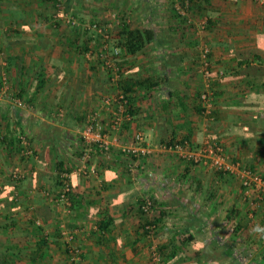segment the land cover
<instances>
[{
	"label": "crops",
	"instance_id": "obj_1",
	"mask_svg": "<svg viewBox=\"0 0 264 264\" xmlns=\"http://www.w3.org/2000/svg\"><path fill=\"white\" fill-rule=\"evenodd\" d=\"M205 1L193 7L192 18L183 19L175 0H112L109 9L102 2L101 10L121 9L133 27H152L158 37L143 53L124 51L118 57L121 82L110 78L97 45L84 52L73 25L52 23L50 2L0 0V88L7 77L9 93L26 106L0 101L21 111L22 117L10 121L26 127L35 150L20 156L12 144L0 143V264H154L153 241L142 230L139 209L147 196L155 198L157 214L163 213L156 241L168 253L165 264H219L205 254L194 256L211 247L213 221L216 231L250 253L233 264H264L262 216L239 214L238 234L226 219L234 205L242 209L240 184L219 181L211 167L192 164L162 144L187 136L199 148L215 137L231 156L256 157L252 161L264 172V87L254 83L257 76L264 83V67L252 61V55H264V0ZM203 13L212 20L202 34ZM201 38L213 45L216 68L223 63L211 117L198 110L204 86L197 69ZM249 59L251 64L244 63ZM122 94L130 100L132 118L116 125ZM91 113L104 124L112 150L97 151L91 162L95 171L85 176L75 170ZM2 123L5 128L6 120ZM139 131L152 153L131 157L122 149ZM12 166L22 169V179L12 175ZM66 169L74 172L70 210L57 199ZM205 220L211 227L204 230ZM180 229L189 231L181 235ZM191 233L196 239L187 245H172ZM68 246L80 249L81 260L71 257Z\"/></svg>",
	"mask_w": 264,
	"mask_h": 264
},
{
	"label": "built area",
	"instance_id": "obj_2",
	"mask_svg": "<svg viewBox=\"0 0 264 264\" xmlns=\"http://www.w3.org/2000/svg\"><path fill=\"white\" fill-rule=\"evenodd\" d=\"M181 1V0H180ZM185 3H182L177 6V10L179 14L183 16L188 15L187 8L190 6V0L184 1ZM57 10L59 11L54 15L55 21H65L68 24L71 25H83L85 28H89L92 31H94L96 34L99 35L101 41H102V59L104 60L105 65L107 68L111 69V78L113 81H118L120 78V69L117 66L114 56L123 54V47L118 45V43L115 42L116 36L112 34L111 26L112 23H102V22H87V23H80L77 19H74L72 16L66 12V9L64 6L59 3L57 6ZM120 10H113L110 11L109 20H115L117 21V27H121L125 22H130L129 18H124L123 14H120ZM120 14V15H119ZM112 22V21H111ZM207 25V19L205 18L201 22V28L200 31L204 33L206 30ZM210 55V47L206 43L201 50L200 54V63L202 65L201 72L204 76V84L205 88L203 92L201 93V100L204 103L205 111L204 114L207 117H211L214 110H215V87H214V75L215 70L212 65L211 57ZM9 79L7 77L3 78V86L0 88V99L3 98L2 96L5 93L10 92L9 87ZM119 108L115 113V123L116 125L122 124L125 120H130L132 118V114L129 111V102L125 95H120L119 97ZM15 106L17 107H25L26 102L22 98L11 96V99ZM109 101H112V99H109ZM83 140H84V148L82 149V154L80 156L79 165L76 168V173L79 175H85L88 176L90 172H94L95 169L93 168L91 162L94 154L97 151H103V152H111L112 150V144L108 139L105 126L101 122L99 116L97 113H91L87 116L85 128L83 130ZM18 139L20 142V154L21 156H31L34 154V149L32 147V142L30 139L29 134L22 133L19 131L18 133ZM146 136L143 131H139L135 134L132 142L129 145L123 146V152L131 157L139 158L141 154H150L152 153L151 148L146 143ZM163 148L175 151L180 154L181 157H183L186 160H194L195 162H198L200 164L211 166L212 168L216 169H223V170H231L235 172H239L244 176V185H246L249 189H252L250 186L252 183L257 184V188H255L258 198L260 199L256 206H259V204H262L264 202V178L262 177H256L252 174L249 170H244L241 168L240 164H234L229 159V156H227L223 144L219 143L216 139L209 138L204 141L202 146H200L198 149H192L190 146L189 141H185L184 143L176 142L171 145L163 144ZM74 172L70 170H63L61 172V190L59 191V194L57 195V199L59 202L63 203V205L66 207V209H69L73 205V200L75 196L72 177ZM12 175L16 179H22L24 177V173L22 172L20 167L14 168L12 171ZM262 202V203H261ZM156 200L155 198L151 196H147L144 198L143 203H141L140 209L141 213L144 215L145 219L146 217L152 221V215L154 214V208L156 207ZM253 216L254 214L251 213ZM144 223L145 226L143 228V231L147 232V237L153 241L151 244V258L152 261L155 262V264H164L163 263V257L162 252L159 249V243L156 241L157 236V225L153 222ZM68 251L71 255V257L75 261H79L82 258V253L78 247H71L68 246Z\"/></svg>",
	"mask_w": 264,
	"mask_h": 264
},
{
	"label": "trees",
	"instance_id": "obj_3",
	"mask_svg": "<svg viewBox=\"0 0 264 264\" xmlns=\"http://www.w3.org/2000/svg\"><path fill=\"white\" fill-rule=\"evenodd\" d=\"M46 1L52 2V4L56 7L58 6L59 3H61L64 6V8L66 9V12H68V14L70 16H72L74 19H77L78 22H80V23H87V22L94 23L97 21L103 23L102 20H104V18H100V14L105 13L106 9H109L111 5H112L111 6L112 8L114 6V4H112V0H99L98 2H100V3H97V0H46ZM184 1H186V0H181L182 3H185ZM209 1L210 0H206L205 2L208 3ZM102 2L107 3L106 9L103 8L101 10L100 6H101ZM199 2H202V0H190V6H189V8H187V10L193 11L194 10L193 7L195 5H198ZM116 9L121 10L118 8H116ZM205 14L206 13H204V15ZM123 16L125 19L128 18L126 13H124ZM180 16L182 19L185 18V16H183V15H180ZM206 19H207V25H206V30H207V29H209V27L211 25L212 19L210 18V16H208V14L206 16ZM58 24H60V21L58 22ZM73 28L75 29L74 31L79 32V34H80V36H79V39H80L79 48L82 46V50H84V52H87V51H90L91 49H93V48H91L92 45H94V46L97 45V55H102V51H101L102 41H101L98 34H96L94 31H92L89 28L83 27V25H80V24L73 25ZM117 35H119L118 45L123 47V49L127 55H139V54L143 53L146 50V48L153 41H155L158 38L157 33H156L154 28H152V27H143V28L133 27L129 22H125L121 27H118ZM199 44H200V42L198 41L196 43L197 48L200 46ZM207 44L210 47V55L209 56L211 57V59H213V45L211 43H207ZM8 46H10L9 43H7V47ZM91 52L93 54L95 51H91ZM198 52L199 51L197 50V53ZM120 55H124V54H119L117 56L116 55L114 56V60L116 63H118V57H120ZM198 55H200V54L198 53ZM198 57H200V56H198ZM100 58H101L102 63L105 64L102 57H100ZM252 61H257L260 66L264 67V55H252ZM244 63L251 64V60L250 59L246 60V61H244ZM217 64L220 66V69H217L216 67L214 68V70H215L214 71L215 72L214 79L215 80H214L213 84H214L215 88L217 87L218 81L221 78H223V75H224L223 63L217 62ZM215 66H216V64H215ZM110 71H111V69H110ZM110 71H109V76L111 78V72ZM262 78L263 77H260V76L254 77V83L255 84L258 83L261 87H264V83H262L263 82ZM120 81H121V77H120ZM204 88H205V84L203 87H201L200 92H199V97H198V104H199L198 110L203 115H205L204 114L205 106H204L203 101L201 100V93L203 92ZM19 94L21 95V92ZM215 97H216L215 98V100H216L215 104H217V98H218L217 89H215ZM128 101H130V100H128ZM129 109L132 111L131 105L129 106ZM214 112H215V110H214ZM214 112H213V114H214ZM13 117H15L16 119L22 117L21 111L20 110L13 111V109H10L9 104H6L5 102L0 101V129L3 128L2 122H5V120H6L5 128H3L5 132L3 134H1V130H0V143L8 142L7 144H9V145L12 144L11 151L15 150V151H17L16 153L20 154L21 147H20V142L18 139V133H19V131L22 133H26V127L24 125H21L20 123L17 124L20 128L14 127V123L12 121H10V119H12ZM213 139H216L217 141H219V139H217L215 137H213ZM185 141H189L192 149H198V147L195 146L194 143L191 141V138L187 137V136L182 137V138H176V137L172 136L171 138L164 140L162 142V144L171 145V144H174L176 142L184 143ZM219 143H222V142L219 141ZM222 144H223V147H224V150H225L227 156H229V158H230L229 160L232 163L240 164L241 168H243L244 170L251 171L252 174L255 175L256 177L264 178V172L259 171L255 161H252V159L255 160L256 157H251L252 159L250 158L249 161H246V160H243L242 158H240L239 156H236V155L231 156L230 154H228V151H227L224 143H222ZM188 161L192 164H200L198 162H195L194 160H188ZM212 169L215 170V172L217 174V179L219 181H223V182L230 183V184H233L235 182L240 184V190H241L242 195H243L244 204L242 206V209L240 207H238L237 205H234L233 207H231L227 211L228 213L226 215V219L228 221V224L233 222L234 223L233 231L235 233L237 232V234H238V232L242 231V229H243L242 228L243 227L242 221L237 219L239 217V214H241L244 211H247L249 213L256 214L257 216L261 215L262 216V227H260L259 233H260V237H261L260 240L262 242V246H264V202L263 203L261 202L262 204H259V206H256L257 202L260 200L258 198L257 192L255 191L256 190L255 188H257V184L252 183L250 186L252 189H249L246 185L243 184L245 178L241 173L231 171V170H223V169H216V168H212ZM59 182L61 183V180ZM252 190H253V192L250 193ZM249 194H251V195H249ZM211 197H214V194L211 193ZM143 200L144 199H142L140 201L139 209H140L141 203H143ZM154 210L155 211H154V214L152 215V221L149 219V217L148 218L146 217L144 223H148L150 221L155 223L157 225V229H158L157 234H158L160 222H161V216L163 213L161 210L160 214L158 215L156 212L157 207H155ZM140 212H141V209H140ZM206 222L207 221L205 220L204 221V223H205L204 230H205V228L211 227V226L207 225ZM225 222H226V220H225ZM144 223L142 226V230L145 226ZM7 225H10V222L7 223ZM212 225H214L213 227H211L212 231H213V235L211 238L212 245L210 248H207V250H205V251L202 250V251L195 252L194 256L196 258H198L199 256H203L205 254L206 259H211L213 262L217 261V263H219V264H223V263L225 264L228 262H232V264H233L234 262L236 263L237 261H239V262L242 261L243 259H245L246 256H248L250 254V253L238 250L233 242H230L228 240V238H225L224 235H221L222 233H220L219 231H216L215 229H217V226H218L217 222L213 221ZM185 230L189 231V229H180L179 234L182 235L183 233H186ZM143 232L147 236L148 231L146 230ZM181 235H179L174 240L173 243L171 242L173 246L178 245V243L183 244V245H187L191 240L196 239V235L193 233H191L190 235H187L185 237H182ZM248 245H251V247L252 246L255 247V243H253V241H250ZM159 249L162 252L163 263L165 264V257L167 256L168 253L165 251V248H163L160 244H159ZM174 249H176V248L174 247ZM175 252L176 251H173L171 253V255ZM262 257L264 258V252L262 253ZM153 263L155 264V262H153Z\"/></svg>",
	"mask_w": 264,
	"mask_h": 264
},
{
	"label": "rangeland",
	"instance_id": "obj_4",
	"mask_svg": "<svg viewBox=\"0 0 264 264\" xmlns=\"http://www.w3.org/2000/svg\"><path fill=\"white\" fill-rule=\"evenodd\" d=\"M176 2H175V4H177L176 6H178V5H180L181 4V1L180 0H175ZM254 2L256 1V0H253ZM50 4H51V6H52V12H51V21H52V23L53 24H55V23H58L57 21H55L54 20V15L56 14V13H58L59 11L57 10V7L56 6H54L53 4H52V2H50ZM262 4V3H261ZM120 12V14H124L125 12H123V11H119ZM192 10L191 11H188V15H187V17H189V16H191L192 15ZM119 14V15H120ZM205 15H204V13H203V17H202V19L200 20V22H199V30H200V28H201V22L205 19V17H204ZM101 17H103L104 18V20H102L104 23H107V21L109 22V23H112V26L110 27L111 28V31L110 32H112V34L113 35H117V33H116V31H117V29H118V27H117V21H115V20H109V18H111V16H110V12H105V13H102V15H101ZM186 17V16H185ZM129 18V21L130 22H132L133 23V20H132V18L131 17H128ZM191 18H192V16H191ZM63 21V20H62ZM112 21V22H111ZM129 22V23H130ZM64 23V22H63ZM203 34V33H202ZM206 39H204V38H201V41H200V46L198 47V53L199 54H201V50H202V47L206 44V43H208V42H206L205 41ZM199 60H200V57H199ZM211 61H212V65H213V67L215 68L216 66H215V62H214V60L213 59H211ZM198 65V67H197V69H198V72L200 73V75H202V78H203V82H204V76H203V74H202V72H201V69H202V65H201V63H200V61H199V63L197 64ZM11 96H12V94H10L9 92L8 93H5L2 97H3V99H5V98H7V99H11ZM20 156H21V154H19ZM0 164H1V151H0ZM0 167H1V165H0ZM16 167H19V166H16ZM15 166H12L11 167V172L14 170V168H16ZM209 167H211V166H209ZM22 170V169H21ZM9 171V173H11ZM23 172V171H22Z\"/></svg>",
	"mask_w": 264,
	"mask_h": 264
}]
</instances>
